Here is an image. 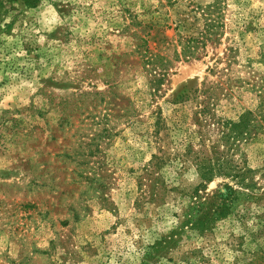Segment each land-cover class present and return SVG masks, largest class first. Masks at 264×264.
<instances>
[{
    "label": "rangeland",
    "instance_id": "rangeland-1",
    "mask_svg": "<svg viewBox=\"0 0 264 264\" xmlns=\"http://www.w3.org/2000/svg\"><path fill=\"white\" fill-rule=\"evenodd\" d=\"M212 1L7 4L0 264H264V128L229 129L264 78V0H221L180 57Z\"/></svg>",
    "mask_w": 264,
    "mask_h": 264
},
{
    "label": "trees",
    "instance_id": "trees-1",
    "mask_svg": "<svg viewBox=\"0 0 264 264\" xmlns=\"http://www.w3.org/2000/svg\"><path fill=\"white\" fill-rule=\"evenodd\" d=\"M13 1H19L26 7H35L40 0H0V15H6L8 9L7 4ZM220 8L221 0H213L211 3L201 8L204 23L201 29L197 31V34L194 35L189 33L179 35L177 43L181 48L180 53H178L180 57L187 59L194 57L199 45L204 46L208 41H215L217 39V28L221 25ZM180 23L181 21L179 24ZM251 88L250 90L254 93L256 98V106L253 110L250 109L241 113L236 121L229 122V129L232 134L230 136L234 139L243 138L249 131L252 132L254 129L259 130L264 128V78L257 79V81L251 85ZM225 124L228 125V122ZM257 171L260 172L261 176L264 178V165L262 168L257 169ZM248 172L249 175H247ZM250 173L251 170L249 169L241 174L233 175V178H236L239 187L253 192V190L256 189L257 182L253 180ZM202 175L205 177L207 176L205 173H202ZM232 192L234 191L232 190Z\"/></svg>",
    "mask_w": 264,
    "mask_h": 264
}]
</instances>
